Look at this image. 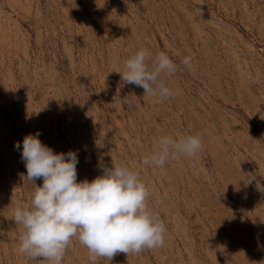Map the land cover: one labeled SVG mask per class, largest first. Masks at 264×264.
Wrapping results in <instances>:
<instances>
[{"label": "rangeland", "instance_id": "1", "mask_svg": "<svg viewBox=\"0 0 264 264\" xmlns=\"http://www.w3.org/2000/svg\"><path fill=\"white\" fill-rule=\"evenodd\" d=\"M140 48L176 64L160 76L174 96L122 84ZM37 133L78 154V181L119 164L149 190L164 247L110 264H264V0H0V264H47L18 252L10 219L43 183L15 148ZM162 135L203 147L142 165ZM62 264H91L87 248L73 238Z\"/></svg>", "mask_w": 264, "mask_h": 264}, {"label": "clouds", "instance_id": "2", "mask_svg": "<svg viewBox=\"0 0 264 264\" xmlns=\"http://www.w3.org/2000/svg\"><path fill=\"white\" fill-rule=\"evenodd\" d=\"M104 2V0H103ZM152 53L140 48L126 59L119 73L123 85H135L144 94L160 100L175 95L163 82V73L174 75L176 64L165 52ZM193 57L185 56L183 65L191 68ZM260 80V74L255 77ZM36 135H25L15 148L20 150L26 178L35 184L30 205L17 206L10 219L22 226L18 252L29 259H43L47 264H62L73 238L86 247L91 264L105 258L108 264L120 253L139 254L165 245V224L148 207L149 190L129 167L112 164L102 173L77 180L78 154L54 152ZM138 144L139 141H136ZM156 149L142 157L144 166L163 168L183 155L194 157L202 150L201 137L162 135ZM36 185V184H35Z\"/></svg>", "mask_w": 264, "mask_h": 264}]
</instances>
